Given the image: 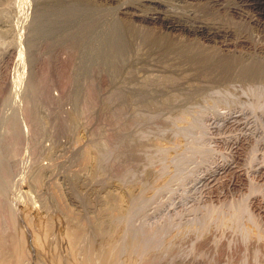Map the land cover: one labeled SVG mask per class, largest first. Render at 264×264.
<instances>
[{"label":"rangeland","instance_id":"obj_1","mask_svg":"<svg viewBox=\"0 0 264 264\" xmlns=\"http://www.w3.org/2000/svg\"><path fill=\"white\" fill-rule=\"evenodd\" d=\"M88 1L0 0V264H264V87L141 93Z\"/></svg>","mask_w":264,"mask_h":264},{"label":"bare ground","instance_id":"obj_2","mask_svg":"<svg viewBox=\"0 0 264 264\" xmlns=\"http://www.w3.org/2000/svg\"><path fill=\"white\" fill-rule=\"evenodd\" d=\"M178 1L183 3L178 8L180 12L172 10L175 7L168 0H100L88 1L87 4L76 3L103 12L102 16L90 18L91 24H96L101 33L97 37L106 32L105 39L108 36L107 40L112 42V46L120 50L123 63L137 73L135 80L141 93L145 94L151 88L163 89L164 81L170 88L189 87V90H196L195 87L207 81L212 86H241L244 80L251 88L261 90L264 87V61L254 62L251 57V60L246 57L255 53L264 55V44L253 37L254 30L264 28V0ZM68 13L64 9L57 12L62 22L73 19L76 15L75 12ZM92 36L93 34L86 39L90 40ZM156 83L157 86L150 87ZM31 85L29 88L34 93L38 86ZM25 89L19 95L20 104L25 100ZM33 104L34 102L32 106ZM26 110L28 116L36 121L38 112L29 104ZM12 112L19 120L18 111ZM9 113L11 114L10 111ZM23 129L25 130L24 127ZM24 130L21 131L25 136ZM19 142L18 136L10 135V144H15L13 148L18 147ZM22 234L15 232L4 243L3 237L2 241L0 239V247L10 246L15 253L21 254L24 244L19 236L23 237ZM89 261L85 264H90Z\"/></svg>","mask_w":264,"mask_h":264},{"label":"built area","instance_id":"obj_3","mask_svg":"<svg viewBox=\"0 0 264 264\" xmlns=\"http://www.w3.org/2000/svg\"><path fill=\"white\" fill-rule=\"evenodd\" d=\"M25 76L26 73L24 70L21 71H17L16 72V80L14 81V83L11 85L12 86V95H11V100L16 104V106H19V102H21V100L19 99V95H21L24 92L25 89ZM11 86H9V88H11ZM26 158H25V164L29 165L30 161H29V153H27V151L25 152ZM29 162V163H28Z\"/></svg>","mask_w":264,"mask_h":264}]
</instances>
